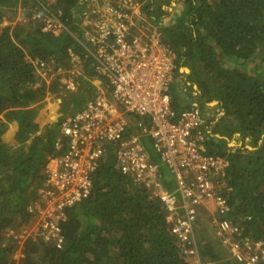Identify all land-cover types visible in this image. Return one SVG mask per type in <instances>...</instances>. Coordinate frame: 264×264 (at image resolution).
<instances>
[{"label": "trees", "instance_id": "16d2710c", "mask_svg": "<svg viewBox=\"0 0 264 264\" xmlns=\"http://www.w3.org/2000/svg\"><path fill=\"white\" fill-rule=\"evenodd\" d=\"M84 1L56 0L54 7L62 9L68 30L52 34L42 32L31 17L36 0H0V118L17 123L8 141L1 140L8 124H0V264H189L168 229L160 201L114 168L116 144H107L90 195L66 208L61 247L32 237L19 243L14 236L30 223L28 207L38 198L48 157L65 150L63 120L95 93L90 82L97 76L94 59L76 10ZM141 1L140 23L155 27L175 53L169 90L173 109L191 106L175 81L179 68L186 67L189 72L183 75L192 90L196 85L194 99L205 119L207 152L228 161L224 194L229 216L241 222L244 234L264 240V0ZM8 14H21L26 21L5 24ZM70 50L81 60L83 72L73 79L75 91L58 74L48 83L32 74L34 58L71 70ZM46 91L66 107L39 135L31 136L38 127L34 119L39 108L33 105ZM212 102L215 111L208 107ZM140 120L149 125L148 118H133L125 136L138 131ZM141 140L172 189L150 137ZM232 140L240 144L229 146ZM195 234L203 259L239 264L223 250L205 209L199 212Z\"/></svg>", "mask_w": 264, "mask_h": 264}, {"label": "built area", "instance_id": "2783aa9c", "mask_svg": "<svg viewBox=\"0 0 264 264\" xmlns=\"http://www.w3.org/2000/svg\"><path fill=\"white\" fill-rule=\"evenodd\" d=\"M55 3L36 0L31 8V17L42 32L68 30L63 11L55 8ZM18 15L19 20L26 21ZM78 16L96 77L104 79V87H99L82 109L63 120L60 135L65 139V150L48 157L38 198L28 207L30 223L14 234L19 243L32 237L61 247L66 208L90 195L92 177L104 159L107 144H116L114 168L160 201L168 229L189 264H218L203 259L199 250L195 223L201 209L208 213L214 235L229 257L239 264H264V240L244 234L241 222L229 216L231 206L224 194L228 161L207 152L205 119L198 102L179 112L172 107L169 90L175 53L161 41L155 27L134 21L142 17V1L102 0L82 8ZM69 54L73 68L67 72L75 76L81 60L71 50ZM32 64V74L39 81L48 83L58 74L67 89H75V82L62 76L66 71L61 66L55 69L53 62L38 58L32 59ZM136 117L148 118L149 125L137 121L138 131L125 136ZM143 135L150 137L172 189L161 176L159 165L151 161L141 140Z\"/></svg>", "mask_w": 264, "mask_h": 264}, {"label": "crops", "instance_id": "0c3cea01", "mask_svg": "<svg viewBox=\"0 0 264 264\" xmlns=\"http://www.w3.org/2000/svg\"><path fill=\"white\" fill-rule=\"evenodd\" d=\"M102 0H96V2H94L93 0H85L82 4H81V9L82 8H87V7H90V6H92L93 4H100V2H101ZM173 5V4H172ZM143 16V15H142ZM78 18H79V16H78ZM142 19H143V17H135L134 18V21L136 22V24H138V25H140L141 23V21H142ZM168 19V18H167ZM79 21H80V18L78 19ZM131 34H136L135 33V31H134V29L132 30V32H131ZM184 69V70H183ZM66 71V70H65ZM179 72H180V74L175 78V81L176 82H179L180 83V89H181V87H182V96L183 97H185V99H187V101L186 102H184L185 104L186 103H189V99H194L195 98V95L193 94L192 95V92L193 93H196L195 91H194V89H196V85H193L192 87H193V90L191 89V87L190 86H188V82L185 80L186 79V77L183 75V73H188L189 72V70H186V67H180L179 68ZM80 74H83V72H82V70H80L75 76H71V74L69 73V72H65V73H63V75L62 76H64L65 77V79H75L77 76H79ZM74 81V80H73ZM75 82V81H74ZM91 83H92V85L94 86V92L99 88V87H104V83H103V81H101V79H99V78H97V77H93L92 79H91V81H90ZM47 83V82H46ZM63 84V83H62ZM63 85H65V84H63ZM76 90V82H75V89L74 90H72V91H75ZM45 101L46 100H49V99H51V100H53L54 102H55V104L57 105L56 106V108H54L53 110H51L49 113H50V119H48L47 121H45L44 123L42 122V123H38L37 122V124H38V126H40V129H44L49 123H51L52 121H53V119H54V117L55 116H57V114H58V112H59V105H60V103H59V101H58V99H53L49 94H48V92L46 91V94H45V97L43 98ZM45 104L46 103H44V104H42V106H41V108H39L38 109V112H37V115H36V117H35V119H39V118H43V119H45L47 116H46V113H47V107L45 106ZM34 122H36V121H34ZM15 126H17V123H15V125H14V127ZM14 129V128H13ZM13 129H12V131H13ZM12 131L11 132H9L7 135L9 136V137H7V140L6 141H8V140H12ZM5 132H7V131H5ZM5 133H3V135H2V138H3V140H5V137H6V135H4ZM31 136L33 135L32 133L30 134ZM10 138V139H9Z\"/></svg>", "mask_w": 264, "mask_h": 264}, {"label": "rangeland", "instance_id": "374dc122", "mask_svg": "<svg viewBox=\"0 0 264 264\" xmlns=\"http://www.w3.org/2000/svg\"><path fill=\"white\" fill-rule=\"evenodd\" d=\"M94 2H96V0H93ZM76 10L78 11V12H80V10H81V5L80 6H78V7H76ZM20 19V16L17 14L15 17H13V16H11V14H8L7 15V17L5 18V20H4V23L5 24H15V23H18V22H20L21 20H19ZM184 70V69H183ZM73 94L72 95H77L78 94V91H76V92H72ZM71 95V96H72ZM44 103H46L45 104V106L47 107V113H46V118L45 119H41V118H37V119H34V121H36V123L38 122V123H44L45 121H47L48 119H50L49 117L51 116L50 115V111L51 110H53L54 108H56V104H55V102L53 101V100H51V99H49V100H40V101H38V103H35L33 106H35V107H38V108H41V106H42V104H44ZM216 105V102H212V103H210V104H208V107L209 108H212V110H214L215 111V108H213V106H215ZM66 106L63 104V105H59V109L60 110H62V111H60V112H58V114H57V116L59 117L60 115H62L63 113H64V108H65ZM57 109V108H56ZM68 117V116H67ZM7 118L5 117V116H2L1 118H0V124H8L7 123ZM14 125H15V122H12V123H9L8 125H7V127H6V130L5 131H7V132H4L5 134L4 135H6V137H5V140H7V137H9L7 134L9 133V132H11L12 131V129L14 128ZM42 130L43 129H40V126H38L37 127V129L35 130V132H33L32 134L33 135H39L41 132H42ZM7 133V134H6ZM3 138L1 137V140H2ZM240 143H237V141L236 140H232V141H230L229 143H228V145L229 146H236V145H239ZM22 230V229H21ZM20 230V231H21ZM19 231V232H20ZM223 247V246H222ZM223 250L224 251H226L227 253H228V250L225 248V247H223ZM20 254L19 253H17L16 255H15V258H17L18 256H19Z\"/></svg>", "mask_w": 264, "mask_h": 264}, {"label": "water", "instance_id": "95a60500", "mask_svg": "<svg viewBox=\"0 0 264 264\" xmlns=\"http://www.w3.org/2000/svg\"><path fill=\"white\" fill-rule=\"evenodd\" d=\"M186 70H188V69L186 68ZM194 101H196V100H195V99H190L188 104H191V103H193ZM3 189H6V188H3Z\"/></svg>", "mask_w": 264, "mask_h": 264}]
</instances>
